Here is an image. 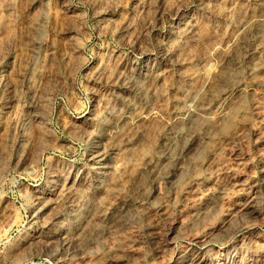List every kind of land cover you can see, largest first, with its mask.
<instances>
[{"label":"rangeland","instance_id":"374dc122","mask_svg":"<svg viewBox=\"0 0 264 264\" xmlns=\"http://www.w3.org/2000/svg\"><path fill=\"white\" fill-rule=\"evenodd\" d=\"M257 8L255 0H0V264H186L192 256V264H264V49L263 68L245 74L240 61L239 80L216 84L249 89L226 117L197 125L207 137L185 156V174L170 182L172 172L151 171L182 86L197 87L229 60L238 22ZM151 65L159 85L124 90ZM142 92L150 109L139 132L113 142L115 184L93 192L91 145L109 143L110 112ZM81 169L88 180L69 189ZM129 200L139 204L125 225L95 220L81 239L63 237L76 207L112 212Z\"/></svg>","mask_w":264,"mask_h":264},{"label":"bare ground","instance_id":"6f19581e","mask_svg":"<svg viewBox=\"0 0 264 264\" xmlns=\"http://www.w3.org/2000/svg\"><path fill=\"white\" fill-rule=\"evenodd\" d=\"M255 2L258 3V8L254 10L251 15L241 19L238 22L236 26V29H237L236 34L233 36V38L229 40L227 44V51L225 54H226V57H229L228 58L229 60H226V62L217 63L215 64V66L211 68L210 71L203 72V75L201 74L202 75L201 81L197 87H192V86L185 87L184 86L185 89H183V86H182L183 92H181L182 96L180 95L179 101H177L178 102L177 109H176V106H174L176 109L174 110L175 118L174 120L172 119L173 121H171V124L169 125V129L165 133L166 134L165 139L167 141L166 146H164L165 148L162 149V151H160L161 153L159 154L162 156V158L157 157L158 158L157 159L156 157H154L157 160L153 166L150 165L152 166L151 171L153 172L154 176H159L162 172H164V170L165 172L167 170L169 172H172L173 174V177H168V181L170 180L171 182V181H176L177 179H179L185 171V165H183L185 156L189 154L195 148L196 145H198L201 141H203L204 138L207 137V135L202 134L197 131V125L201 124V122L204 123L206 121L215 122L221 118L226 117L230 112L233 111L235 105H237L238 102H241L240 95L244 91H247L249 89L247 88L248 85L245 87L243 86L244 84L240 83L239 81L235 82L231 86V89L229 87L226 88L224 86V88L217 90L215 88L216 84L229 77H234L237 80L238 77L241 75L239 72L240 61L246 62L245 67L242 65V68L244 67L245 69L244 70L245 74L246 73L252 74L263 66V61H261L262 59L260 60V56L264 49V0H255ZM183 27L184 28H182V30L179 29L181 30L179 37L186 39L187 35L191 32V26H188V24H185V26ZM173 39L171 40L173 41ZM238 54H240V58L238 57ZM175 57H174V61H175ZM169 58H171V56ZM181 58L183 57L181 56ZM157 67H158L157 65L155 67L151 65L150 68H146L142 70H140L139 68V70H137L134 74L132 73L133 75L131 74L132 76L126 82L124 81L125 82L124 90L128 91V93L130 94L131 91L133 93L134 90L141 92L139 90L145 89V84L147 85V83L148 84L154 83V85L156 86L161 76L159 74V70L157 71ZM194 73H195V76L200 75L199 69ZM188 75H187V78L192 80L193 76L191 75L188 76ZM181 80L182 78L180 79V81ZM178 83L181 84V82H178ZM241 84L243 85L241 86ZM134 99L136 98L134 97ZM126 100L127 102L126 104H124L125 106L123 108L121 107V109L119 110H112L110 112V118H107V121L105 122L106 124V127L104 126L105 133L108 135L107 137L109 139V143L107 144V141H106V144L98 143L94 141L91 145V148L89 147L90 148L89 160L91 164L90 167L93 168L97 174H99V176H97L94 179L95 181L87 182L88 188L89 186H91L93 188L92 189L93 192H96L97 190H100V189L108 190L111 185L115 184L114 177L113 176L110 177L111 172H112L111 170H113L114 168L111 164V159H112L111 153L113 149L112 147H113L114 139L116 140V137L118 136L121 137L120 133L125 130L126 132L130 131L129 132L130 135L131 133L137 134L139 132L140 122L149 113V109H150L149 100H147V96L143 92L138 96V100H139L138 103H134L135 101L130 98L129 99L127 98ZM231 104H235L233 108ZM129 133L127 134L129 135ZM103 136H106V135H103ZM104 138L106 139V137ZM180 142H182V144H180ZM162 145L161 147H163ZM179 145H181L180 148H179ZM148 167L146 168L147 170H148ZM84 175H85V169L79 170L77 172L75 180H73V182L71 181L72 183L68 186V188L74 189V186H76L75 184L76 181H78V183L80 184L85 179L88 180L86 178V175L85 176ZM155 186H158V185H155ZM91 202H93V200ZM133 202L132 200H129V201H124L122 203H119L120 206L118 205L119 207L113 210L112 212L106 211V207L105 209L101 208V210H99L98 206H95V205L93 206L90 205V208H89L88 206L89 203H87L86 205L80 204L81 206H78L75 209H73L71 212H69V215L71 217L72 227L71 228L64 227L65 230L62 231V233L64 234L63 237L66 240H71V241L79 240L82 238L81 236L85 234L87 228L90 229L91 226H94L98 222L101 223L107 229L111 227L123 226L128 222V218L137 209V204L139 203L136 204ZM251 209H252V206H251ZM253 209L255 210V208ZM38 214L39 213L36 212V214H34V217L38 218L39 217ZM95 220H96V223H94V225H91V222L92 221L95 222ZM193 252L195 253V256L198 255L197 250H194ZM183 262L186 264H192V262H194V256L186 257L185 259H183Z\"/></svg>","mask_w":264,"mask_h":264}]
</instances>
